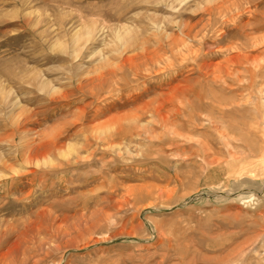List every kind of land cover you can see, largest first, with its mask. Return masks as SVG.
Returning a JSON list of instances; mask_svg holds the SVG:
<instances>
[{
	"label": "rangeland",
	"instance_id": "374dc122",
	"mask_svg": "<svg viewBox=\"0 0 264 264\" xmlns=\"http://www.w3.org/2000/svg\"><path fill=\"white\" fill-rule=\"evenodd\" d=\"M0 264H264V0H0Z\"/></svg>",
	"mask_w": 264,
	"mask_h": 264
},
{
	"label": "bare ground",
	"instance_id": "6f19581e",
	"mask_svg": "<svg viewBox=\"0 0 264 264\" xmlns=\"http://www.w3.org/2000/svg\"><path fill=\"white\" fill-rule=\"evenodd\" d=\"M249 58V57H248ZM164 118H165V116H163ZM165 120V119H164ZM166 121V120H165ZM260 188V190L262 189L263 190V187H259Z\"/></svg>",
	"mask_w": 264,
	"mask_h": 264
}]
</instances>
